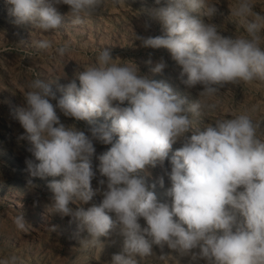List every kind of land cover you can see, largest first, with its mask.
Segmentation results:
<instances>
[{
  "label": "clouds",
  "instance_id": "1",
  "mask_svg": "<svg viewBox=\"0 0 264 264\" xmlns=\"http://www.w3.org/2000/svg\"><path fill=\"white\" fill-rule=\"evenodd\" d=\"M103 2L5 0L15 25L31 24L43 33L63 26L58 6L67 5L71 23L79 25ZM254 6L253 0H236L231 15L241 21L243 34L224 36L216 24L193 15L203 10L212 18L218 12L216 4L167 0V6L154 10L165 35L136 37L142 47L166 48L182 67L187 88L202 86L199 99L191 104L165 82L141 74L135 64L116 62L107 47L97 50L95 63L78 74L79 85L71 79L60 86L62 96L39 77L29 82L24 104L16 111L24 129L19 139L27 142L31 154L25 160L26 171L32 178H53L48 183L53 202L49 210L86 229L82 246L100 244L101 237L118 229L123 246L111 264H139L138 257L153 255L154 245L207 264H264V139L257 136L264 120L244 112L194 127L193 119L216 108L208 100L225 84L264 79V14ZM35 45L41 50L53 47L48 39ZM55 51L63 56L70 45L65 42ZM166 67L161 58L152 71L162 73ZM57 109L90 126H66ZM101 116L110 118V125L92 126ZM94 142L111 145L96 157V171ZM177 142L181 146L166 172L171 201L160 202L138 171L162 166ZM97 171L101 179L94 188ZM158 183L163 187L164 178ZM98 193L102 201L86 208ZM141 218L146 227L139 223ZM14 224L27 231L22 214ZM0 264H23V258L9 253L0 256Z\"/></svg>",
  "mask_w": 264,
  "mask_h": 264
},
{
  "label": "rangeland",
  "instance_id": "2",
  "mask_svg": "<svg viewBox=\"0 0 264 264\" xmlns=\"http://www.w3.org/2000/svg\"><path fill=\"white\" fill-rule=\"evenodd\" d=\"M209 3L216 4L218 9L214 17L204 16L203 10L193 15L216 24L224 36L243 34L241 21L231 15L236 0H209ZM253 3L254 11L264 14V0H253ZM164 6H167V0H160L159 4L155 0H104L103 6L85 18L84 23L75 25L67 16L68 6L60 5L57 10L63 26L56 32L43 33L31 24L15 25L5 0H0V256L15 253L23 258V264H111L112 256L121 253L123 238L118 229L101 237L100 244L82 246L81 241L88 238L86 229L78 228L71 217L60 218L51 213L49 209L53 202L48 183L53 178L40 179L28 175L25 160L31 158V154L27 151V142L19 139L24 129L16 119V111L23 106V95L32 79L41 78L50 84L58 97L62 96L60 86L71 79H76L79 85L78 74L84 67L95 63L97 50L106 47L112 48L116 62L135 64L141 74L165 82L174 94L185 98L189 104L196 102L202 86L187 88L182 83V67L171 58L170 52L163 47H142L141 41L136 39L137 36L165 35L154 15L155 9ZM41 39L51 40L53 47L39 49L35 41ZM65 42L70 45V51L61 56L55 49ZM161 58L167 67L162 73H154L152 68ZM149 60L151 64L147 63ZM51 102L53 105L56 103ZM208 102L215 104L216 108L206 115L193 117L194 127L244 112H249L253 119L264 120V79L227 83ZM253 108L255 112L251 111ZM57 115L66 126L75 125L78 130L90 126L86 121L77 122L65 117L59 109ZM110 123V118L105 120L101 116L95 118L92 126ZM257 136L264 139V121H261ZM110 146L94 142V171L99 164L96 157ZM180 146V142L173 144L162 166H147L145 170L138 171L160 202L171 201L167 195L171 181L166 172H170L169 160ZM160 177L164 178L163 187L158 183ZM98 179L101 177L97 171V178L92 182L94 188ZM152 185H155L154 189ZM102 198L98 193L85 207L98 205ZM69 206L76 208L78 204L70 203ZM20 214L27 223L26 232L14 224V218ZM139 223L142 227L147 226L143 218ZM51 227L55 230L51 231ZM137 259L139 264H207L204 259L193 260L166 245L163 248L154 245L152 256Z\"/></svg>",
  "mask_w": 264,
  "mask_h": 264
},
{
  "label": "bare ground",
  "instance_id": "3",
  "mask_svg": "<svg viewBox=\"0 0 264 264\" xmlns=\"http://www.w3.org/2000/svg\"><path fill=\"white\" fill-rule=\"evenodd\" d=\"M79 66V65H78Z\"/></svg>",
  "mask_w": 264,
  "mask_h": 264
}]
</instances>
